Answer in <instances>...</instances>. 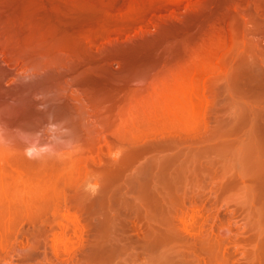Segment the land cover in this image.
Masks as SVG:
<instances>
[{"label":"rangeland","instance_id":"obj_1","mask_svg":"<svg viewBox=\"0 0 264 264\" xmlns=\"http://www.w3.org/2000/svg\"><path fill=\"white\" fill-rule=\"evenodd\" d=\"M220 8L216 6L214 10L218 13L215 12L216 14L213 15L209 12L211 15L207 13V16H202L204 19L198 18L197 21L192 22L190 32L193 31L192 33L197 36V33L209 24H215L216 28L222 27L218 24L222 17ZM248 32L244 28L237 30L236 37L244 40H238L240 45L241 42L249 41V37H255L252 34L256 37L258 35L264 37V28L258 33L255 31L256 34ZM194 34L191 35L195 38ZM181 38L178 37L179 40ZM172 42L174 43V40ZM170 43L161 45L157 49L158 53L150 52L151 55L148 54L145 61L138 60L132 65H127L122 59L115 58L107 66L81 67L77 70L67 69L59 61L52 59H40L27 66H17L3 54L0 48V232L1 234L3 232L2 235L0 234V264H45L48 258L59 262L52 247L55 242L62 239L58 232L60 226L69 227L70 239L74 236L73 225L64 217L65 213L68 215L83 213L87 217L88 228L92 230L91 242L94 240L93 243L98 230L118 231L121 240L123 235L122 242L119 241L120 243L117 244L116 241H106L102 251L94 252L93 256L91 253L93 257L91 260L94 262L103 257L105 260L110 257L107 258V263L116 264L130 257V260L128 259L131 261H128L130 264L134 262L141 264L144 261L147 263L149 261L147 259H152L169 249L170 258H175V262L173 259L169 261L170 264H190L191 262L187 263L185 259L188 256L185 254L186 247L181 238L169 240V243L167 242L164 246L162 244V247L154 242L160 247L153 245L157 249L154 248L155 250L152 249V251L150 250L152 244L140 242L137 231L138 227L145 226V221L140 219L142 217H139L136 206L131 208L134 200L140 202L141 194L144 199L149 195L150 198H154V200L151 199L152 201H156L154 190L152 187L150 190L152 185L149 183L152 184L161 172H164L160 171L161 168L169 165L170 158L175 156V153L182 155L183 149L201 145L195 142L197 137L205 133V128L203 129L204 126L200 123L203 99L200 98L201 94L197 89L199 82L194 87L196 90H190V86L195 84L199 75L202 78L200 83L211 75L216 79L215 82L217 78L220 81L216 82L219 85L216 95L217 114L224 119L222 125L230 131L226 135L216 137L221 153L219 149L217 151L221 155L212 153L211 156L220 157L219 166L208 178L215 185L209 186V184V188L205 186L199 190L203 198L200 199L205 204L204 209L201 207L199 209L197 206L202 202L199 198L196 200L194 209L201 213L204 222L206 220L207 223H205L208 225L205 226L206 228H210L213 224L211 211L219 209L215 228L222 225L221 232L226 236L229 244L221 264H264V161L262 162L264 127L260 125V111L264 110V93H260L259 96L253 94L256 88L255 81V84L250 83L253 93L247 90L246 80L250 79L248 72L251 66H239L237 63L224 60H221L217 66L215 63L219 60L217 58H210V60L207 58V63H205L206 60L204 61L203 65H211V63H214L212 64L214 67L216 65L215 69L209 68L210 71L205 70L204 67V72H202L203 69H196L198 72L189 69L188 72L185 70L180 74H171L169 66H172L169 63H172L173 55ZM183 56V54L178 55L181 58ZM203 65L197 68H203ZM208 65L206 68L209 67ZM100 68L102 70H99ZM87 71L96 75L87 80L88 77L85 76ZM215 72L219 73V76ZM193 73L195 77L192 79ZM186 75L191 77L186 78ZM221 75L226 78H222ZM212 78L210 77V80ZM177 80L181 82L177 90H166L161 95L157 94L156 90L153 92L154 85L159 86L160 81V84H163L160 86H164L178 82ZM104 82L112 86L120 84L124 88H119L123 89L117 92L115 89L120 85L117 87L109 85L111 88L104 87V90L100 91L101 87H97V84ZM190 82H193L192 85ZM110 89L113 91L109 92ZM155 92L156 95H154ZM112 102L114 105L112 104L111 109L108 106ZM100 112L108 113L107 115L111 116H108L110 120L112 118L111 124L103 130L99 126L101 120L97 118ZM229 118L232 121L227 125ZM211 124L215 125L213 118ZM178 129H185L184 134L190 135L184 138L186 140L181 146L180 144L172 145L170 140L173 136L175 138V135L171 133L179 132ZM188 130L191 131L186 132ZM122 132L124 137L120 136ZM104 135L109 137L108 141L112 140H110L112 143L109 141L110 147L107 146L109 149L104 145ZM193 141L195 143H191ZM99 145L102 147V154H106H103L106 161H110L111 158L129 156L130 164L120 174L113 173L111 167L106 166L109 164L107 162L97 166L99 164H94L95 162L93 163L90 158L92 154L98 152ZM29 151L31 156L28 154ZM181 155L178 154L177 161L184 158ZM99 170H105V175L101 176L102 172L99 173ZM163 175L162 173L158 178ZM165 177L162 179L165 180ZM231 177H237L241 182L226 191L217 187L221 181ZM156 181L159 183L160 180L156 179ZM137 191L139 193H136ZM181 192L182 190L179 193L180 199L177 198L174 203V208L177 209L174 211H177V214L185 210L189 204L187 200H182ZM135 196H139V199L136 200ZM132 198L133 201H131ZM34 200L36 203L39 201L40 204L34 205ZM39 207H42L45 213L48 212L49 217L56 214L58 218L51 224L44 222L47 218V222L54 220L49 219L48 216L45 220L43 219L44 221L37 219L33 223L36 225L34 227L45 224L49 230L54 228L57 231L56 237L50 235L48 242L40 246L37 255L27 256L26 251L30 241L27 240L25 231L33 229V224L21 217L20 213L26 208L38 211ZM134 209L136 214L133 212ZM39 211L43 212V210ZM176 220L179 223V219L176 218ZM186 220H190V216H187ZM177 221L174 220L175 224L166 222L164 227H174L178 224ZM19 230L23 231L19 232ZM153 240L148 244L153 243ZM142 243L150 247L144 248ZM91 248L92 245L89 246V249ZM158 251L159 253H156ZM244 251H248L249 255L251 251L252 257L250 255L249 259ZM65 257L68 260L70 256ZM66 258L63 257V259ZM157 258H160L159 255ZM199 258H190V261L194 259L192 264L195 260L197 261L194 264H202V256Z\"/></svg>","mask_w":264,"mask_h":264},{"label":"bare ground","instance_id":"obj_2","mask_svg":"<svg viewBox=\"0 0 264 264\" xmlns=\"http://www.w3.org/2000/svg\"><path fill=\"white\" fill-rule=\"evenodd\" d=\"M216 6L221 7L219 11L223 18L221 17L219 22H217L219 25H222V27L216 28L215 24H209L200 30V33L198 30H196L198 33L194 31L197 33V36L192 33L193 31L190 32L192 30L190 26L193 24L192 22L197 21L196 19H200L202 16H207V13L208 15H211L209 12L213 13V15L215 12L218 13L214 10L216 9ZM263 21L264 0H0V48L2 49L3 54L11 61L15 62L17 66H27L29 63H33L40 59H52L59 61L60 64L65 66L67 69L77 70L81 67L91 68L94 66H107L108 63L115 58L119 60L122 59L127 63V65H132L138 60H144L148 54L151 55L150 52L153 53V51H157L161 45L170 42L173 43L172 41L174 40L173 44H169L171 47V49H169L173 55L171 61L172 63H169L172 66H169V68H171V70L169 69L171 74H180L185 70L188 72L189 69L194 70V72H198L197 70L203 69L202 72H204V67L205 70L207 69L210 71L211 67H214L212 66L214 63H211V65H203L207 58H209V60L210 58L219 59L220 62L219 60L218 62H215L217 63V66L218 63H221V60L237 63L239 66H251V69L248 72L250 79H248L249 81L246 80V83L248 82L247 90L251 91L250 83L255 81V91L252 90L251 92L253 93L254 91L253 94H255V96H259L260 93H264V37H260L259 35V37H256V35L252 34V32L255 33V31H257L256 33H258L259 30L264 28ZM240 28L248 30L251 32L252 36L255 37H249V41H245V43L241 42L242 44L240 45L239 41H244L243 38L236 37L237 30ZM191 34H194L195 38ZM178 37L181 39L179 40ZM179 54H183L184 56L182 58L178 57ZM205 63H207V60ZM201 65H203V68H197V66ZM206 65L209 67L206 68ZM99 70L102 69L100 68ZM218 71H220V69H218ZM86 73L87 74H85V76L88 77L87 80L92 79L96 75V73L90 71H87ZM218 74L219 73L216 75L219 76ZM193 75H195V73L192 74V79L195 77ZM187 76L188 75H186V78ZM190 77L188 76V78ZM210 77L213 78L210 80ZM210 77L209 79L205 78L203 82L200 83L202 78H200L199 75L195 84L192 82V85L190 82L193 86H190V90L195 89L194 87H196V83L199 82L198 84L200 85L197 86V89H199L200 92L198 90L197 91L201 94V96L199 94L200 98L203 99L201 108L202 118L200 123L204 126L203 129L205 128V133L203 135L201 134L200 137H197L195 139L196 141L194 140L197 143L199 142L201 145L187 147L186 150L183 149V152L181 151L182 149L180 150V147L179 151L182 152L184 158L177 161L178 154L181 155V153H175V156L170 158L171 161L169 165L166 168H161L160 170L164 171L161 172V174H164V177L167 175L169 176L167 178L165 177V180H163V176L158 178L161 176L160 174L158 177L156 176V179L160 180L159 183H157L156 179L154 180L156 184L152 182L153 180H151L152 184L149 183L152 185L150 186V190H152L151 187L154 190L153 193H155L156 201H152L154 198H150L149 195H147V198L145 197L144 199L141 194L139 195L141 196L140 199L139 196H135L137 197L136 200H140L139 203L134 200V203H138V205H134L133 203V207L131 208L133 209L135 208L134 206H136L137 208L135 209L140 214V216L139 214L138 216L142 217L140 219L145 221V226L138 227L137 231L140 235V242H145L144 244L147 245L152 244V248L150 249L152 251L154 248L157 249L159 245L162 247L163 244L164 246V244H166L169 240L176 237L181 238L186 247L185 254L189 257H186L185 259H187V263L191 262L190 264H192L194 260L190 261V258H199L201 256L203 260V262L201 261L202 264H221L226 251H228L227 249L229 245L227 243L226 236L221 232L222 225H220L221 228L220 226L217 229L215 228L216 220L219 218V209L217 208L216 211H211V213L209 212L211 214V218L213 219L212 220L210 218V220L213 221L210 228H206L208 226L206 224V220L205 223L201 213L194 209L197 203L196 200L198 198H202V194L199 190L202 187H208L209 184V186H211V184L212 186L215 185L214 182L209 181L208 178L217 170V167L219 166L218 163L220 157L211 156L212 153H218L219 156L221 155V148L218 147L219 142L216 141V137L226 135L228 131H230L222 125L224 123V119L217 114L218 107L216 106V95L219 85L216 82L220 81H218L217 78V81L215 82L214 80L216 79H214V76L211 75ZM223 77L226 78V76ZM192 79L190 80L192 81ZM195 79L193 81H195ZM255 82L253 84H255ZM160 83L161 81L158 83L159 86L154 85L155 87H153L155 88L153 92L156 90L159 95L166 90H177L180 85L179 83L181 82H173L170 85L164 86H160L163 85ZM109 85L112 86V84ZM109 85L104 82L97 84V87L100 86L101 88H99V90L103 91L104 87L111 88ZM117 85L120 84L113 85L112 87H117ZM121 87L123 86H118V89L116 88L115 91L120 92L124 88L119 89ZM141 87L143 88L144 86ZM187 89L189 90V87ZM110 90L109 92L113 91ZM105 91L107 90L105 89ZM156 92L154 95H156ZM113 103L114 102H112L108 107L111 108V106L114 105ZM107 114L100 112L97 115V118H100L101 120H97L100 122L99 126L101 130L108 128V125L112 122V118L110 120L108 117L110 115ZM212 118L214 119L215 125L211 124ZM260 120L261 127H264V110L260 111ZM231 121V118H229V121H226L227 125ZM178 130L179 132L171 133L175 135V138L170 135V137H172L170 140L172 145L180 144L181 146V144H184L186 140H184V138L186 136L189 137L190 135L184 134L185 129ZM123 134L124 133L122 132L120 136H123ZM108 138L106 136L104 137V145H106V147H110V143H112L111 139V141L109 140V143ZM194 141L191 143H195ZM109 147L107 148L109 149ZM217 149L220 150V153ZM101 151L102 147L99 145L98 152L96 154H92L93 156L90 159L93 160V163L95 162L94 164H99L97 166H101L106 162L109 163L106 166H110L113 173L120 174L131 162L129 156H123L120 158L117 157L113 159L108 156L111 159L109 158L110 161H106L103 157V154L105 153L102 154ZM263 161L264 157L262 158V162ZM262 162L260 161V163ZM23 163L25 164V162ZM222 166L220 167L222 168ZM101 169H103V167H101ZM99 173H101V176H104L105 170H99ZM165 173H167V175H165ZM238 182H241V180L237 179V177L226 178L221 181L217 187L222 191H226L228 188L237 185ZM217 187L216 189L219 190ZM148 188L149 187H147V189ZM136 190L137 189H135V191ZM181 190L182 200H187L189 204L185 210H182L180 214H177V211H174V209H176L174 208V203L177 198L180 199L181 194L179 195V193ZM136 193L139 192L137 191ZM35 201L36 200H34V205L36 203ZM131 201H133V198ZM201 201L202 200L200 199V202ZM38 202L39 201H37L36 204H40V202ZM34 205L31 206L33 207ZM204 205L205 204L202 201L201 204L197 206L199 209L200 207L204 209ZM41 208L39 210H43V212L39 210L36 211L37 209L32 210L31 208H26L24 211H21L20 215L29 223L33 224L37 219L45 220L47 216L49 217L50 214H48V212H46V214L44 212L45 210ZM135 209L133 212H136ZM8 213V215H10V212ZM52 215L53 217H49V219L53 218V221L49 220L51 222H47L48 218L46 221H43L46 222V224H51L52 222L54 223V221L56 222L57 220L55 219H57L58 216L56 214ZM187 216H190V220H186ZM64 217L73 225L72 230L74 236L70 239L68 237L69 227L63 225L60 226L58 232L60 233L62 239L59 242H55L52 247V251L56 258H58L57 260L59 262H55L48 258L45 264H105L107 263V258L110 257H107L106 260L105 257H101V260L94 259L97 261L94 262L91 260L93 253L99 250L102 251L106 241L112 240V242L116 241L115 243L118 244L119 241L122 242L124 239L122 235L121 240L118 231L112 232L98 230V232H96L97 234L94 236V238L96 237L95 243H93L94 240L91 242L93 237L91 234L92 230L88 228L87 217L84 216L83 213L71 215L65 213ZM176 218L179 219L180 224ZM174 220L178 223L176 226L174 225ZM166 222H173L174 227H164ZM168 224L166 226H168ZM34 226L36 225L33 224V229H28L25 231L26 233L24 232L27 235V240L30 241V246L26 251L27 256L37 255L40 246L43 243L48 242L50 235L56 237V229L50 228L49 230L45 227V224L38 227ZM20 231L21 230H19V232ZM16 232L18 233L17 229ZM89 236H91V238H89ZM151 240H153V243L148 244L149 242H152ZM154 242L159 245L157 246ZM123 243L125 244V242ZM176 243L178 244V242ZM90 245H92L91 249H89ZM147 245H144L145 247H143L146 248ZM153 245L157 247H153ZM119 247H121L120 244ZM168 251L169 249L162 251L158 254L160 258H157V255L156 257H152V259H147V261H149L147 263L144 261V263L170 264L173 258H170L171 254L169 255ZM247 252H245V256L250 259V257H252V252L250 251L251 256L249 255V252ZM156 253H159V251ZM65 256L70 257L67 260ZM63 257L66 259H63ZM247 257L246 259L248 260ZM129 258L130 257H128V259ZM128 259L122 260V262L125 261L123 263L121 261L119 263L128 264L131 262L129 261L130 259ZM174 259L173 262H175ZM198 260H200V258ZM196 261L197 260H195V262ZM144 263L141 262V264Z\"/></svg>","mask_w":264,"mask_h":264},{"label":"clouds","instance_id":"obj_3","mask_svg":"<svg viewBox=\"0 0 264 264\" xmlns=\"http://www.w3.org/2000/svg\"><path fill=\"white\" fill-rule=\"evenodd\" d=\"M28 154L31 156V151H29Z\"/></svg>","mask_w":264,"mask_h":264}]
</instances>
